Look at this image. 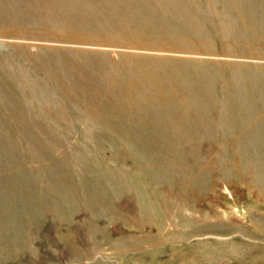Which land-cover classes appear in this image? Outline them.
Here are the masks:
<instances>
[{
  "label": "rangeland",
  "instance_id": "obj_1",
  "mask_svg": "<svg viewBox=\"0 0 264 264\" xmlns=\"http://www.w3.org/2000/svg\"><path fill=\"white\" fill-rule=\"evenodd\" d=\"M0 264H264V0H0Z\"/></svg>",
  "mask_w": 264,
  "mask_h": 264
}]
</instances>
